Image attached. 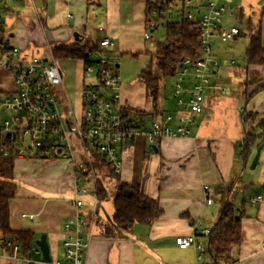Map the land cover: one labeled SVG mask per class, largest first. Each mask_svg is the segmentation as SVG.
<instances>
[{"label":"crops","instance_id":"obj_1","mask_svg":"<svg viewBox=\"0 0 264 264\" xmlns=\"http://www.w3.org/2000/svg\"><path fill=\"white\" fill-rule=\"evenodd\" d=\"M30 1L39 24L36 32L39 33L40 28L45 40L50 33H55L65 39L60 43L90 39L98 45V42L91 37L86 38L84 34L88 22L92 18H100L105 24L103 29L106 35H102L99 40L111 38L114 46L110 50L119 57L124 52L137 50L139 46L135 41L120 37L125 30L124 22L131 16L134 21L132 27H144V38L145 0H103V11L99 17V0L97 4L96 1L88 0H39V7L34 0ZM124 2L128 3L129 8H124ZM0 8L3 12L9 11L6 6ZM68 13L70 17L66 16ZM98 30L102 31V27H98ZM74 32L79 33V41L74 39ZM13 36L10 33L5 39L20 49L23 58H31L24 51L25 45L20 43L21 40L16 41L17 45L10 42L9 38ZM224 43L214 49L218 62V51ZM261 44L264 46L263 28ZM146 54L148 59L140 70L151 62L150 52ZM75 60L81 62L82 68L77 74L69 76L72 77L69 80L62 75V80L69 102L72 105L70 99L73 98L76 104L74 108H77L83 82V63L82 59ZM244 61L246 66L245 57ZM247 66L249 71L257 75V81L249 87L248 93L251 94L247 99L242 95L241 86L246 79L244 67L241 68L242 80L238 82L240 99L238 96L229 98L225 97L226 87L219 83V62L209 77L202 111L196 117L189 135L163 136L156 140L155 148L150 147L143 137L120 145V180L138 188L144 196L156 200L161 208V214L150 224L134 223L128 229L115 226L111 222L114 212L111 194L115 179L112 184L106 182L109 195L99 199L95 193L98 170L94 168V177L86 172L81 175V186L85 193L78 197L82 200L81 212L86 227L90 228L89 235H85L88 248L84 264H213L206 251L198 260L195 248L180 249L175 237L191 233L197 236L196 229L211 228L227 199H231L243 215L240 243L230 248L232 257L226 264H264V65ZM138 73L134 83L124 85L120 82L119 101L124 107L143 122L162 119L168 114L176 117L181 111L176 98L170 103L164 95L159 94L152 100L146 94L144 83L138 79ZM2 75L7 76L6 73ZM85 80L91 81L90 78ZM243 116L246 122L242 121ZM254 128L261 132L259 137L256 136L260 151L255 167L250 168L257 146L251 150L246 161L240 149L245 135ZM102 168V173L107 174ZM247 168L253 171L246 174ZM74 175L73 164L64 158L16 157L14 161L12 182L15 191L9 203V226L13 230L32 232L35 241L45 234L51 261L62 257L63 225L75 214ZM91 179L94 187L90 191L86 184ZM203 185L212 190L211 203L205 202ZM253 198H257V201H253ZM200 239L197 236V240ZM35 241L32 248L34 254L28 257L32 261L16 264H49L50 260L47 262L42 259ZM3 252L0 249V254ZM0 262L12 263L2 256Z\"/></svg>","mask_w":264,"mask_h":264},{"label":"built area","instance_id":"obj_2","mask_svg":"<svg viewBox=\"0 0 264 264\" xmlns=\"http://www.w3.org/2000/svg\"><path fill=\"white\" fill-rule=\"evenodd\" d=\"M240 10L236 0H145L144 39L153 40L154 30L159 26L165 29L181 19L192 21L197 32V49L193 56L181 60L172 84L180 113L149 122L135 118L119 101L118 55L110 50L114 46L111 38H101L97 50H89L82 60L80 103L74 108L66 96L62 72L52 54L49 58H23L20 49L3 37L0 25V72L7 75H0V137L9 141L0 151L4 154L10 151L16 157L64 158L75 168V214L63 225L62 257L50 260L49 264H84L88 248L85 235H89L90 228L86 227L78 195L85 193L81 175L84 172L94 175L95 154L119 172L120 145L143 137L154 147L156 140L163 136L190 134L202 111L209 77L219 64L214 49L239 34L236 23L228 25L224 20L238 22ZM2 12L0 8V17ZM202 190L205 202L211 203L210 187L203 185ZM91 222L92 219L90 227ZM196 231L200 240L191 233L176 236L175 243L180 249L195 248L200 260L206 251L210 227ZM0 249L4 250L0 256L12 263L32 261L18 254L17 244L2 237Z\"/></svg>","mask_w":264,"mask_h":264},{"label":"trees","instance_id":"obj_3","mask_svg":"<svg viewBox=\"0 0 264 264\" xmlns=\"http://www.w3.org/2000/svg\"><path fill=\"white\" fill-rule=\"evenodd\" d=\"M93 2L94 0H88ZM244 17L243 11H239V25L245 27V33L240 31V35H247L248 44L244 51L246 66L244 72L246 79L241 83L243 87L242 95L248 98L249 87L255 83V73L248 70L249 64L264 65V46L261 44V20L253 22L250 18L246 19L242 24ZM90 39L81 42L58 43L51 46L52 54L55 58L65 59H84L89 50H97ZM197 49V32L192 21L181 19L173 23L171 27L165 28L164 39L158 43V48L150 52L151 62L143 67L138 73V79L142 81L146 88V94L155 100L159 95V85L162 78L172 77L174 80L175 72L181 60L184 57L193 56ZM159 71V75H155L153 69ZM140 110H135V112ZM242 121L246 122V117H242ZM262 128V127H261ZM258 128H254L252 132H247L244 143L241 145V156L247 159L251 150L257 146L256 133ZM8 140L0 137V147L8 146ZM100 161L98 165V176L96 177L95 193L97 198L103 199L109 195L105 176H113L115 179L114 189L111 194L114 212L111 222L121 229H128L134 223L150 224L156 217L161 214V208L156 200L144 196L139 189L132 185L121 181L118 172H115L104 161V159L95 154ZM51 156L44 155L42 158ZM16 156L10 151L3 153L0 151V237L9 240L11 243L19 246L18 254L23 257H32L34 247V235L30 231L13 230L9 226V203L14 196L15 184L12 182L13 165ZM107 170V174H103L101 167ZM243 213H239V209L231 199H227L222 206L218 218L213 222L210 233L206 237V253L213 264L228 263L230 258L226 255L230 248L238 245L241 240V217ZM16 264V263H10Z\"/></svg>","mask_w":264,"mask_h":264},{"label":"rangeland","instance_id":"obj_4","mask_svg":"<svg viewBox=\"0 0 264 264\" xmlns=\"http://www.w3.org/2000/svg\"><path fill=\"white\" fill-rule=\"evenodd\" d=\"M94 1H96V4L98 3V0ZM99 2L101 6L98 9V17L103 11V0H99ZM34 3L37 7H39V0H34ZM127 4L128 3L124 2V8H129ZM236 4L242 7L244 14L242 24L248 18H250L253 22L261 20V27L264 31V0H236ZM5 6L9 8V11L2 12L0 17L2 35L6 38L9 37L10 33H13L14 36L9 38L10 42L17 45L18 42L16 43V41L21 40L20 43L25 45L24 51H26L29 57L39 56L49 58L51 54V46L65 41V39H61L55 33H50L49 37L45 40L42 37L40 28L38 29L39 33L36 32V27H38L39 24L36 21L37 18L34 14L33 8L31 7L30 0H0V7L4 8ZM176 19H178V17ZM224 23L228 25L236 23L241 32L245 33L246 31L243 25H239V22L232 19H225ZM124 24L125 30H127H124L120 34L121 39L132 40L139 44L137 50L124 52L117 59V62L119 63L118 74L120 82L124 85H128L130 83H134V79L137 77L138 71L144 64H146L148 59L146 52L155 51L158 48V43L163 41L165 29L162 26H159L156 30H154V40L148 41L143 38L144 27H132L134 24L132 16L129 17L128 21H125ZM104 25V22L100 18H95L94 20L92 18V21H89L87 24V31L84 36L86 38L91 37L93 41L99 43V38L102 35H106V32L103 29ZM98 27H102V31H99ZM247 44V35H239L236 40L224 43L220 46L221 49L218 51V54L220 55L219 83L226 87L225 97H240L238 82L241 81V78L243 77L241 68L245 66L244 51ZM137 52H139V54L134 56ZM56 61L61 69L64 79H66V77L68 80L71 79L72 77L69 78V76L77 74L82 68L81 62L76 61L75 59L70 60L65 58H56ZM153 69L155 75H159V71L155 68L154 62ZM233 75H235V77ZM172 82V77H165L162 78L159 85V94L164 95L166 100L170 103L175 100V97H173V90L171 88ZM70 100L74 107L76 105L74 99L72 98ZM99 163L100 161L96 158V156H94L92 158V164L96 170L98 165H100ZM102 169L103 172H107L106 169ZM250 171L253 170H250L249 168L245 169L246 174L250 173ZM113 179V176L104 177L105 182L108 184H112L114 182ZM93 184V179H91L86 184V187L91 191L94 187ZM230 253L231 256L228 258L232 257L231 249L228 254ZM0 264L4 263L0 262Z\"/></svg>","mask_w":264,"mask_h":264},{"label":"water","instance_id":"obj_5","mask_svg":"<svg viewBox=\"0 0 264 264\" xmlns=\"http://www.w3.org/2000/svg\"><path fill=\"white\" fill-rule=\"evenodd\" d=\"M73 36H74V39L76 41H79L80 40V36H79V33L78 32H74L73 33ZM236 37H234L235 39ZM261 135V132H258L256 134L257 137H259ZM6 137H9V134H6ZM155 148V146L153 147ZM259 151H260V146H257V149H256V152L251 160V163H250V168H254L256 163H257V160H258V156H259ZM36 245L38 246L39 250L41 251V255H42V259L44 261H49L50 260V256H49V246L47 244V241H46V235L45 234H42L36 241H35Z\"/></svg>","mask_w":264,"mask_h":264}]
</instances>
